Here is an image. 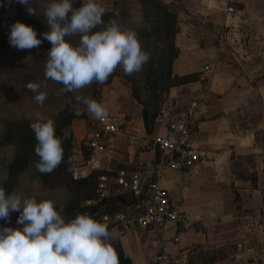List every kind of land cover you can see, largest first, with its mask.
<instances>
[{"label":"crops","instance_id":"obj_1","mask_svg":"<svg viewBox=\"0 0 264 264\" xmlns=\"http://www.w3.org/2000/svg\"><path fill=\"white\" fill-rule=\"evenodd\" d=\"M165 2L175 14L176 56L159 113L146 121L130 82L113 77L100 88L98 102L117 117L124 133L112 138V154H101L84 144L96 119L90 114L74 118L71 131L81 166L76 175L98 170L122 190L119 179L129 181L147 166L145 191L160 158L154 138L166 129L161 113L198 103L192 139L213 157L190 170L161 167V185L186 216L164 225L168 253L179 259L177 264H264V0ZM127 135L134 138L129 141ZM83 145L90 149L87 156ZM144 204L145 199L129 213L107 214L134 218ZM110 225L131 264H152L160 246L157 236L141 241L133 226ZM173 237L178 241H170Z\"/></svg>","mask_w":264,"mask_h":264},{"label":"clouds","instance_id":"obj_2","mask_svg":"<svg viewBox=\"0 0 264 264\" xmlns=\"http://www.w3.org/2000/svg\"><path fill=\"white\" fill-rule=\"evenodd\" d=\"M46 0L44 15L50 31L44 39L52 47L44 67V81H29L26 88L34 101L43 106L47 99L46 81L62 85L57 97L79 91L94 81L105 83L118 66L125 75L139 73L150 56L142 47L138 33L122 28L115 18L105 22V8L99 0ZM25 6L30 15L37 13L34 0H12ZM118 15V13H117ZM10 27L9 44L20 50L38 47L42 40L36 30L22 21ZM79 36L73 44L67 37ZM96 120L108 117L107 107L89 96H76ZM37 141L38 157L34 167L49 174L64 162L62 138L55 134V122L37 111L30 123ZM66 136V134H65ZM68 163L72 160L69 158ZM6 174L0 180H6ZM18 212L16 225H10V213ZM0 264H119L107 220H98L88 212L68 217L56 201L40 192L8 191L0 182Z\"/></svg>","mask_w":264,"mask_h":264},{"label":"trees","instance_id":"obj_3","mask_svg":"<svg viewBox=\"0 0 264 264\" xmlns=\"http://www.w3.org/2000/svg\"><path fill=\"white\" fill-rule=\"evenodd\" d=\"M130 1L131 0L116 1L111 10L105 11L102 19L107 22L115 18L120 24H122L123 21L126 23L127 18L130 17L129 6L127 7ZM145 2L151 5L153 9L155 6L161 13V21L158 23L157 27L154 26L153 28L154 37L151 50L155 52L157 43L161 44L163 47L161 53L162 58L153 57L151 59L150 57L148 63L145 64L147 69L143 77L135 78L134 73L132 75H125L123 70L117 67L105 83L100 84L94 81L92 84L80 90H83L87 96L99 101L100 88L110 83L114 76H123L131 84L132 98L142 107V116L146 121H151L159 113L160 103L165 100V96L170 87L171 65L176 56V48L174 46L175 14L168 8L169 6L158 4L156 0H145ZM150 2H152V4H150ZM142 3L143 1L139 0L138 4L141 5ZM0 6L7 7L13 12V15H15L14 22L17 20L22 21L31 25L36 30L37 36L42 40V43L40 47H37L39 49L35 55L40 56L41 49H45L47 52L46 55L48 56V52L52 45L48 40L44 39L42 35L44 32L50 31L48 24L36 22L33 15L26 12L24 5L14 4L12 0H0ZM79 6L78 0V2L74 4V7ZM151 10L152 8L147 7L145 11L150 12ZM12 23L11 20L3 22L0 28V50L2 53L4 49L1 46L3 45L5 47V43L3 44L2 41L9 40V25ZM134 28L135 27H133V29ZM144 32L145 31L141 34L143 38H145ZM145 34L147 37L150 35L149 32ZM71 38L72 37H67L73 44L78 43V41H73ZM135 75H137V73H135ZM75 92L77 94V91ZM84 93L82 92L83 95H85ZM72 95L73 92L64 94L63 111L59 112L57 115L51 116L55 122V134L62 138L64 162L49 174H41L34 167L38 157L34 152L37 141L34 132L30 128V123L33 119L25 116L20 118L6 117L3 119V127L0 130V148L14 147L12 157L6 166L7 178L2 181L3 186L6 190L13 191L18 184L19 176L29 170L32 173L31 176L40 182L43 187L47 189L64 188V201L58 204L57 208H62L63 214L68 217L73 216L76 212H88L96 219L101 220L103 214L120 209L126 210V212L129 213L138 203H142L144 199L146 201L143 194L135 196L130 190H115L114 186H112L109 194L100 198L96 191L99 177L102 174L100 171L93 170L85 177H73L76 152L71 131V122L74 118L86 117L88 113L86 106L78 102L74 97L71 102L75 105L77 104V106H83L82 110L81 112H77L75 108L70 107L67 98ZM97 121L98 120H96V122ZM82 150L85 156H87L88 150L90 149L83 145ZM69 158L72 160L71 164L68 163ZM108 228L111 232V225H108ZM112 243L119 258V264H131L120 242L114 239Z\"/></svg>","mask_w":264,"mask_h":264},{"label":"rangeland","instance_id":"obj_4","mask_svg":"<svg viewBox=\"0 0 264 264\" xmlns=\"http://www.w3.org/2000/svg\"><path fill=\"white\" fill-rule=\"evenodd\" d=\"M121 2L123 0H99L101 5L105 8V11L111 10L115 4V2ZM143 3L139 5V0H131L127 5L129 6L130 17L127 18V21L122 22V28H130L135 30L140 38L142 47L148 53L150 52L151 59L154 58H162V45L157 43V48L155 52L151 50L153 44L154 26L157 27L158 23L161 21V13L156 7H151L145 0H142ZM159 4H163L161 0H156ZM46 0H34L33 6L36 8L37 13L33 15L36 22L47 23V18L44 15V7ZM152 4V2H150ZM164 5V4H163ZM142 6V7H140ZM147 7L152 8L150 12L145 11ZM153 13V14H152ZM15 15L13 12L7 8L0 6V28L3 25V22L12 21L14 22ZM125 25V26H124ZM49 26V25H48ZM145 38L141 36L142 32ZM149 32L150 35L147 37L145 33ZM73 41H79V36H73L71 38ZM2 43H5V47L2 45L1 47L4 49L3 53L0 50V130L3 127V119L6 117H14L20 118L22 116L28 117L30 119H34V113L37 111L43 112L48 116L57 115L59 112L64 109V95L57 97L56 92L58 89L62 87V85L57 82L48 80L47 88V99L45 100L43 106L38 105L34 101V94L26 88V84L29 81H44V67L45 61L47 59L46 50L41 49V55L36 56L37 50L39 48L25 49L20 50L18 48L12 47L9 44V40H3ZM40 47V45H39ZM152 55V56H151ZM122 68V66H118ZM163 67V65H162ZM165 68V65H164ZM147 67L144 65L143 69L135 75L134 77H143L146 72ZM115 77V76H114ZM125 79L123 76H118ZM127 80V79H126ZM128 81V80H127ZM129 82V81H128ZM172 84L170 78V85ZM170 88V87H169ZM83 90H79V92L74 91L72 96H68L67 102L70 103V107L76 109L77 112H81L83 106H77L72 101L73 97L76 99V96H87L82 94ZM167 95V94H166ZM166 98V96H165ZM164 101V100H163ZM163 101L160 103H163ZM14 152V147L10 146L7 148H0V178H2L6 173V166L9 162L12 154ZM81 167L76 163L73 170V177L80 178L79 175H76V168ZM31 171H25L18 178V184L14 188L15 191L18 192H33L39 190L45 195L52 197L56 201V205L60 204L64 201V188H53L47 189L43 187V185L34 179ZM85 177V176H84ZM3 180H0L2 182ZM118 190V189H115ZM18 212L10 213V225L13 227H20L16 225V219L18 217ZM9 223L7 221H0V225Z\"/></svg>","mask_w":264,"mask_h":264},{"label":"built area","instance_id":"obj_5","mask_svg":"<svg viewBox=\"0 0 264 264\" xmlns=\"http://www.w3.org/2000/svg\"><path fill=\"white\" fill-rule=\"evenodd\" d=\"M198 103H190L174 112L163 111L161 119L165 122V133L154 138V143L160 152L158 162L153 166L150 172L153 173V179L147 184L145 191L141 187L142 179L149 175V168L144 166L139 175L126 181L119 179L118 183L124 190H130L135 196H140L145 192L146 201L143 213L134 218H127L124 213L103 214L101 220H107L108 225L111 223L121 222L123 228L133 226L141 239L148 241L157 236L160 246L157 250L155 260L152 264H177L176 259L168 253V240L163 236L164 225L168 222H182L186 219L183 212L172 206L166 189L161 185V167L165 166L175 170H190L203 162L212 159L213 155L210 150L195 146L192 139L191 123L198 111ZM122 125L118 122L116 116L108 115L104 120H98L92 131L88 132L84 138V144L92 151L101 154H112V138L123 134ZM130 141L134 138L127 135ZM141 179V180H140ZM112 189L105 175L99 177L97 193L99 197H105ZM90 203V202H88ZM170 241H178L173 237Z\"/></svg>","mask_w":264,"mask_h":264},{"label":"water","instance_id":"obj_6","mask_svg":"<svg viewBox=\"0 0 264 264\" xmlns=\"http://www.w3.org/2000/svg\"><path fill=\"white\" fill-rule=\"evenodd\" d=\"M163 2V4H166L165 0H161Z\"/></svg>","mask_w":264,"mask_h":264}]
</instances>
